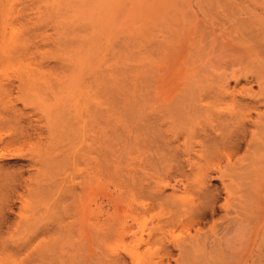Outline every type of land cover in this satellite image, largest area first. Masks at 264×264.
Wrapping results in <instances>:
<instances>
[{
	"label": "rangeland",
	"instance_id": "obj_1",
	"mask_svg": "<svg viewBox=\"0 0 264 264\" xmlns=\"http://www.w3.org/2000/svg\"><path fill=\"white\" fill-rule=\"evenodd\" d=\"M77 112L97 120L82 160ZM262 113L264 0H0V264H264L262 221L230 223L220 175L264 166L237 161L264 142ZM203 185L216 214L199 226ZM162 215L177 228L155 238Z\"/></svg>",
	"mask_w": 264,
	"mask_h": 264
},
{
	"label": "bare ground",
	"instance_id": "obj_2",
	"mask_svg": "<svg viewBox=\"0 0 264 264\" xmlns=\"http://www.w3.org/2000/svg\"><path fill=\"white\" fill-rule=\"evenodd\" d=\"M73 88H74V92H76V95L81 99L82 95H84L83 91L82 90L78 91L74 86H73ZM68 93H69V91H67V93H65L64 91L59 92V93H54V95H55L54 97H55L56 100H59L62 96L67 95ZM47 96H49V95H47ZM51 111H50V113H51ZM75 115L77 116V119H79L80 125H79L78 129H76V131H74V132H77L76 134L79 136L80 140L81 139L83 140L84 137H85L84 138V140H85V139H87L86 136H88V138H91V141H92V143L88 146L87 150H86V145H85L84 150H82V152L79 149V156H77V157H79L78 158L79 160H82L83 156H85L88 152H93L95 154L97 153V147H96L97 120H96V114L95 113H94V118L92 120H90V121H89V119L88 120L85 119V116L83 115L82 112L81 113L77 112V113H75ZM260 115L262 117L263 113L260 114ZM262 118L264 120V117H262ZM6 121L10 124L12 121H14V119L9 117ZM64 125H66V123ZM67 125L64 126V127L66 128ZM88 126H89V128H88ZM256 126L258 127V129H260L259 124H257ZM91 128H93V130H91ZM74 132H71L70 135L72 133L74 135ZM9 136L10 137H8V139L11 138L12 140H17V139H19L20 136H28V134H26L23 131H20L18 134L10 133ZM72 136H70V137H72ZM218 136H219V134L216 133V134H213L212 136L206 135V138L207 139L216 138ZM74 137H75V135L73 136V138ZM76 139H78V138H76ZM70 140H68V142L70 141V143H71L70 146H72V139H70ZM84 140L82 142H85ZM262 140H263L262 137H260V138L252 137L250 139V141L248 142L246 153H245L244 157H237V161L239 162V161H241V159H245L246 157H251L252 158V163H250V166H251L250 168L251 169H252L254 164L255 165H261L262 162H264L263 156L259 155L261 148L262 147L264 148V142H262ZM74 142L75 141H73V144H75ZM70 143H68V144H70ZM38 145H39V143H38ZM37 146H36V150L34 148V149H31V152H29V155L31 156L30 162L32 163V166L34 168V170L32 172V178L33 179H37V178L41 177V175H43L44 179L46 178V180H47V179H49L48 177L52 173L48 174V170H45L44 167H45V165L49 167L50 162H49V159H47V158H45L46 161H45V159H42V155L37 152V148H38ZM239 146H240V144L237 143V142L233 145L234 149H232V151H233L234 156L236 155V153H234V152H236L235 148H238ZM201 147L203 148V146H201ZM76 150L78 151V149H75V151ZM209 153L212 154L213 157H217L220 154L219 150H216V151H212L211 150V151H209ZM43 156H44V154H43ZM46 156L47 157L49 156V152H47ZM234 156L230 155L227 158L228 159L227 162L229 164H231V165L234 163V161H233ZM68 157H69L68 161H70V156H68ZM216 159L218 160L217 163H214L213 165H212V163H210V164L205 166V168L203 170L204 171L203 172L204 177H203V181H202L203 184H205L206 174H209L211 169H213V168L219 169L220 168L217 164L223 159L221 157L216 158ZM50 160H51V163H52L53 159L50 158ZM42 162L45 163V164H43L42 167L38 166V165H41ZM75 162H76V160H75ZM96 163H97V161H96ZM96 163H94V164H96ZM96 169H97V167L95 165L94 166V170H91V171H95L96 172ZM241 170L234 169L233 165H232L231 168H226L224 171L221 172V174H220L221 176L224 175V174H230L231 184L235 188V190L233 191V188L229 187L231 189H229L228 192H227V197H226V200H225L224 204L222 205V208L224 209L225 212L228 213V215H229L228 219H229L230 223L236 224L237 228H241L243 230L248 231L250 229V227H247L249 225V221L258 222L259 220H261L262 221L261 226L258 225V227L262 228L263 229L262 231H264V202L261 205L259 204L260 201H264V182L262 184L259 183V185L257 187H255V188L253 187V190H252V193L254 195L253 198L248 199V196L243 194V192L248 189L247 183L249 184V190H250L252 182L255 181L257 178H259V179L261 178V180H264V166H261L257 171L248 172L247 173V177H246L248 179L247 183L242 180L244 173H242L243 171H241ZM90 174H93V172L90 173ZM90 174H89V176H90ZM241 176H242V178H241ZM201 179H202V177L200 178V180ZM238 179H241V181H238ZM35 183L38 185L39 181H37ZM49 186H50V184H48V182H47L46 188H49ZM200 193L205 198L207 204H205L202 207V209H200L198 211L197 215H198L199 219H198V222H196V224H198L199 226L204 223V218L208 214H210L212 217H214V215L216 214V208H215V206L212 205V202L214 200V196L211 194L210 189L209 188H205V185H203L201 187V189H200ZM148 209L149 208L146 207V210H148ZM191 209H192V217L189 216L188 218L183 219L182 223L178 227V228H180L181 232H183V231L184 232H190L191 227H195V222H191L190 224L186 223L188 220H190L191 218H193L196 215L197 204H193ZM161 222H164L163 215L159 216V218L156 220L157 225H159ZM83 225H84V223H83ZM212 225L215 226V223L212 224ZM94 226H96V225H94ZM176 228H177V226L174 223V219L170 218V219H168V222H166L164 224H160L159 228H157L160 231L156 235L155 238H166L168 233L174 232ZM195 233L196 234H200L202 232L196 227L195 228ZM259 233H260V230H258V229L255 230V232L253 233L252 238H255L256 236H258ZM180 254L182 255V253H180ZM247 256H249V255H247ZM245 257H243L241 259V263L240 264H244V262L247 260V259L245 260Z\"/></svg>",
	"mask_w": 264,
	"mask_h": 264
}]
</instances>
